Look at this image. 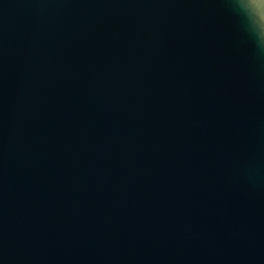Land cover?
<instances>
[{
  "label": "water",
  "instance_id": "water-1",
  "mask_svg": "<svg viewBox=\"0 0 264 264\" xmlns=\"http://www.w3.org/2000/svg\"><path fill=\"white\" fill-rule=\"evenodd\" d=\"M0 264H264L235 0H0Z\"/></svg>",
  "mask_w": 264,
  "mask_h": 264
},
{
  "label": "clouds",
  "instance_id": "clouds-1",
  "mask_svg": "<svg viewBox=\"0 0 264 264\" xmlns=\"http://www.w3.org/2000/svg\"><path fill=\"white\" fill-rule=\"evenodd\" d=\"M235 3L248 14L250 23L259 36L261 45L264 46V21L257 15L249 0H235Z\"/></svg>",
  "mask_w": 264,
  "mask_h": 264
}]
</instances>
